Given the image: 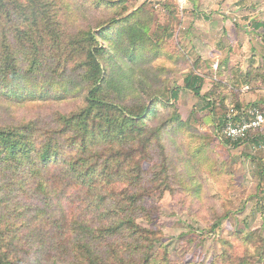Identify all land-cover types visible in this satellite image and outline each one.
Returning <instances> with one entry per match:
<instances>
[{"label": "trees", "instance_id": "trees-1", "mask_svg": "<svg viewBox=\"0 0 264 264\" xmlns=\"http://www.w3.org/2000/svg\"><path fill=\"white\" fill-rule=\"evenodd\" d=\"M100 2L121 14L119 1ZM61 8L59 0H0V98L63 103L86 87L80 108L54 111L50 121L43 119L47 106L9 122L0 115V264H154L167 249L161 253L153 231L137 220H151L152 192L170 183L166 158L153 170L149 156L153 147L165 153V125L150 124L158 100L140 107L121 100L128 77L121 73L115 83L105 72L111 57L98 41L110 30L131 44L133 66L140 50L158 49L164 39L149 36L137 9L94 32L65 27ZM263 75L264 67L248 68L241 83L262 89ZM232 78L239 85L236 71ZM202 81L191 72L183 87L199 94ZM171 122L182 126L176 114Z\"/></svg>", "mask_w": 264, "mask_h": 264}, {"label": "rangeland", "instance_id": "rangeland-1", "mask_svg": "<svg viewBox=\"0 0 264 264\" xmlns=\"http://www.w3.org/2000/svg\"><path fill=\"white\" fill-rule=\"evenodd\" d=\"M59 1L62 16L68 15L65 27L72 31L95 32L114 15L121 20L137 9L136 18L148 24L149 36L164 39L158 49L140 50L133 66L127 65L131 44L117 42L118 36L109 29L108 39L98 41L111 57L104 62L105 72L113 74L115 83L121 73L128 77L119 93L121 100L134 107L158 100L150 124L165 125L161 140L165 153L153 147L149 156L153 155V170H159L166 158L170 183L167 189L152 192L147 203L151 220H137L153 231L158 245H163L161 253L164 246L167 249L166 257L158 254L154 264H264V125L241 143L222 133L229 107L264 110V93L251 99L249 93L256 88L240 90L241 78L238 85L230 75L239 64L230 69L214 57L222 50V57L228 59L232 44L242 47L248 40L253 52L261 51L264 0H114L120 2V15L101 9L102 0ZM191 72L203 78L199 94L183 87V79ZM77 89V97L55 104L18 105L0 98V115L9 122L38 115L37 108L47 106L43 119L50 121L54 111L70 112L83 105L86 87ZM175 114L181 127L171 122Z\"/></svg>", "mask_w": 264, "mask_h": 264}, {"label": "crops", "instance_id": "crops-1", "mask_svg": "<svg viewBox=\"0 0 264 264\" xmlns=\"http://www.w3.org/2000/svg\"><path fill=\"white\" fill-rule=\"evenodd\" d=\"M229 22H230L229 19H227L225 21V23H227L226 25H229ZM260 26L264 27V20H263V22H262V24ZM251 29L253 31L257 32L255 29H253V28H251ZM242 45L243 46L240 47L239 44L238 45H236V43L235 44H232L231 45L232 46V50L228 54V59H227V57L226 58H223L222 57V55L220 53V52H222V50L216 51L214 53V57L216 59H218L219 62L227 63L228 65H230V69L232 67H234L233 65L239 64L240 68H238V69L236 68V70L231 69V72H230V75L232 76V73H234V71H236L239 78H241V76L243 75V73L248 68H259L260 66L261 67H264V46H263V44L261 46V51L260 52H256V51L253 52V49H254L253 48V44L249 40L246 41V42L244 41L242 43ZM258 49H260V47H258ZM247 50L250 51L249 58H247V54H248V51ZM243 52H245V54H243ZM247 88H248L247 85L246 84H243L242 85V88H240V90L241 89L244 90V89H247ZM259 92H263L264 93V88H262V89H260V88L255 89L254 90V93L253 92L249 93V97H251V99H252V97H256L257 93H259ZM240 97H241L240 100L242 101L243 98H242V96H240ZM245 100H248V98H246Z\"/></svg>", "mask_w": 264, "mask_h": 264}, {"label": "built area", "instance_id": "built-area-1", "mask_svg": "<svg viewBox=\"0 0 264 264\" xmlns=\"http://www.w3.org/2000/svg\"><path fill=\"white\" fill-rule=\"evenodd\" d=\"M264 125V111L251 107L240 113L233 106L225 114L222 133L232 141L243 140L248 133L260 129Z\"/></svg>", "mask_w": 264, "mask_h": 264}]
</instances>
